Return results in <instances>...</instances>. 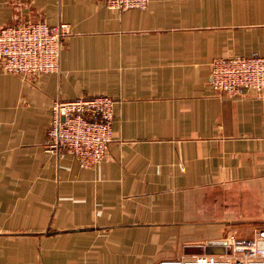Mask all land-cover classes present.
<instances>
[{"label": "crops", "instance_id": "obj_1", "mask_svg": "<svg viewBox=\"0 0 264 264\" xmlns=\"http://www.w3.org/2000/svg\"><path fill=\"white\" fill-rule=\"evenodd\" d=\"M26 19L71 34L58 72L0 69V264H158L264 223V91L210 82L264 55V0H0V29ZM94 94L115 99L108 157L47 151L54 99Z\"/></svg>", "mask_w": 264, "mask_h": 264}, {"label": "built area", "instance_id": "obj_2", "mask_svg": "<svg viewBox=\"0 0 264 264\" xmlns=\"http://www.w3.org/2000/svg\"><path fill=\"white\" fill-rule=\"evenodd\" d=\"M113 11L145 9L149 0H104ZM71 34L68 22L20 20L0 29V69L21 76L58 72L65 42ZM210 82L220 96L239 98L248 91H264V55L233 54L215 58ZM115 99L107 94L56 98L47 130L49 152L71 153L84 167L108 157L114 138ZM224 252L160 260L158 264H264V226L253 236L230 234Z\"/></svg>", "mask_w": 264, "mask_h": 264}, {"label": "rangeland", "instance_id": "obj_3", "mask_svg": "<svg viewBox=\"0 0 264 264\" xmlns=\"http://www.w3.org/2000/svg\"><path fill=\"white\" fill-rule=\"evenodd\" d=\"M245 226L244 227H240V226ZM238 226V228L240 227V229H242V231H239V235L241 238H246V237H251L253 236V234L255 233V231L260 228V227H263L264 226V223L263 222H256V223H245V224H242ZM242 235V236H241Z\"/></svg>", "mask_w": 264, "mask_h": 264}]
</instances>
